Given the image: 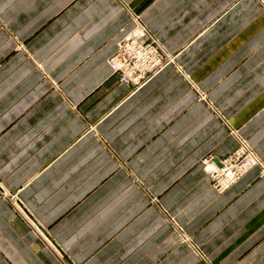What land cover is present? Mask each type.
<instances>
[{"label":"crops","instance_id":"crops-1","mask_svg":"<svg viewBox=\"0 0 264 264\" xmlns=\"http://www.w3.org/2000/svg\"><path fill=\"white\" fill-rule=\"evenodd\" d=\"M137 28L139 87L108 64ZM0 185V264H264V0H0Z\"/></svg>","mask_w":264,"mask_h":264},{"label":"built area","instance_id":"built-area-1","mask_svg":"<svg viewBox=\"0 0 264 264\" xmlns=\"http://www.w3.org/2000/svg\"><path fill=\"white\" fill-rule=\"evenodd\" d=\"M166 60L161 49L148 40L143 32L139 36L131 34L126 37L120 43L118 51L109 58L108 64L115 73L120 75L124 83L139 87L155 74ZM248 157L252 158L254 163L255 158L252 155ZM234 158L223 160L220 170H208L210 160L205 164L206 171L213 180H217L216 185L220 189H226L248 169L245 167L248 158L242 164L236 162V155Z\"/></svg>","mask_w":264,"mask_h":264},{"label":"rangeland","instance_id":"rangeland-1","mask_svg":"<svg viewBox=\"0 0 264 264\" xmlns=\"http://www.w3.org/2000/svg\"><path fill=\"white\" fill-rule=\"evenodd\" d=\"M137 29H138V28H137ZM118 77H119V81L123 82L122 79H120V75H118ZM123 83H124V82H123ZM129 85H130V84H129ZM133 86H134V85H133ZM251 154H254V152L252 151V149L249 147V145L247 144V142H246L244 139H241V138H240V139H239L238 146H237V147H236L231 153L227 154L226 156H223V157L220 158V159H214V158H212V157H208V158L204 159V160L202 161L203 168H204L206 174L208 175V177L210 178V182H211V185H212V187L214 188V190H216L218 193H220V192L225 191L226 189L229 188V186H232V185H229L228 187H226V189H220V187L216 185V181H217V180H216V181L213 180L212 177L209 176V172H207L206 169H205V164L207 163V161L210 160V162H211L212 159H214V160H217L218 162H220V164H221L222 161L225 160V159H229V158H233V159H235L234 156L236 155V156H237L236 162H238L239 164H242L247 158H249L248 156L251 155ZM252 156H253V157L255 158V160H256L257 157L255 156V154L252 155ZM259 164H261V162H259V160H258V158H257V161H256L255 163H253L252 166H254V165H259ZM252 166L249 167L245 172H243V173L239 176V178H240L241 176H243L246 172H248V171L252 168ZM239 178H238V179H239ZM238 179H237V180H238ZM235 182H236V181H235ZM0 188H1V185H0ZM2 191H3V190H2ZM2 193H4V191H3ZM4 195H6V194H4Z\"/></svg>","mask_w":264,"mask_h":264},{"label":"bare ground","instance_id":"bare-ground-1","mask_svg":"<svg viewBox=\"0 0 264 264\" xmlns=\"http://www.w3.org/2000/svg\"><path fill=\"white\" fill-rule=\"evenodd\" d=\"M143 33V31H142V29L141 28H138V29H136L132 34H135L136 36H139V35H141ZM164 66V65H163ZM162 66V67H163ZM161 67V68H162ZM160 68V69H161ZM159 69V70H160ZM251 155H254V154H251ZM257 161V158H256V160L254 161V163ZM253 164V159L252 158H248V160H247V163L245 164V167H247V168H249L251 165ZM208 170H220V169H222L221 167H220V162H218L217 160H214V159H212V161L208 164Z\"/></svg>","mask_w":264,"mask_h":264}]
</instances>
